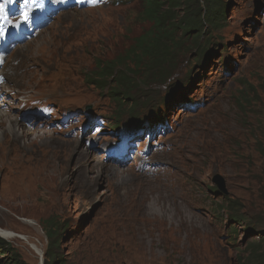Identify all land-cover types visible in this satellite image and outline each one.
I'll use <instances>...</instances> for the list:
<instances>
[{"label":"rangeland","instance_id":"obj_1","mask_svg":"<svg viewBox=\"0 0 264 264\" xmlns=\"http://www.w3.org/2000/svg\"><path fill=\"white\" fill-rule=\"evenodd\" d=\"M136 11L118 4L68 9L11 51L4 66L6 105L0 101V107L20 122L16 132L22 126L25 134L0 151V229L9 233H0V238L15 250L20 264H42L47 249L43 224L54 219L62 232L60 264H240L246 258L264 264V249L257 253L251 249L258 237L236 220L238 216L231 221L238 242L228 244V224L218 221L226 206L220 195L209 191L217 188L246 223L264 233V203L256 207L254 189L259 174L253 171L254 166L264 167L260 153L264 144L260 138L253 139L256 131L248 129L245 112L252 101L248 99L242 112L236 105L242 91L253 100H264V0H226L225 22L202 33L210 42L205 44L210 52L203 54L208 57L205 68L197 62L196 50L182 49L170 61L179 65L170 80L135 91L132 101L126 102L138 101L133 115L147 117L150 110L158 116L163 113L171 126L157 138L159 152L148 143L145 158L156 163L153 167L144 168L138 157L126 164L105 160L99 146L85 144V136L37 126L28 129L38 130L35 134L26 130L22 119L24 111L31 110L28 104L49 98L59 110L111 117L106 111L115 105L106 93L84 85L78 75L93 67L87 54L99 60L101 50L112 54L113 45L128 44L149 28L136 19ZM111 84L116 91L114 81ZM10 89L15 97L5 93ZM179 93L202 105L179 111L173 103ZM168 96V107H160ZM261 112L264 108L256 109ZM126 118L124 111L121 124ZM258 118V133L264 132V114ZM6 147L12 148L11 154ZM80 150L90 152L82 165ZM107 166L123 170L122 175L101 168ZM121 180L128 184L119 185ZM165 181L181 184L191 205H180L156 184ZM129 184L139 191L151 190L143 198L120 200L115 193L127 191ZM158 200L169 210L155 219L162 207ZM212 205H217L216 213ZM141 212L147 221L140 218Z\"/></svg>","mask_w":264,"mask_h":264},{"label":"trees","instance_id":"obj_2","mask_svg":"<svg viewBox=\"0 0 264 264\" xmlns=\"http://www.w3.org/2000/svg\"><path fill=\"white\" fill-rule=\"evenodd\" d=\"M122 4L135 7L137 10L136 19L148 23L149 28L134 37L128 44L113 45L112 54L106 52V50H101L102 54L99 55V60H94L93 54H87V57L93 61V67L90 71H81L84 81L89 86H94L101 92H106L110 101L114 103L113 121L117 125L124 111L130 114L133 111L132 109L138 105V101H134L129 105L126 103L132 101L135 91L147 90L152 83L158 84L165 78L161 82L164 83L171 76L178 62L174 60L170 64V61L175 58L177 52L180 53L182 49L196 50L198 53L197 62H201V68L204 69L208 57L203 56V54L210 52L205 44L210 42L204 39L202 33L208 27L219 29L220 23H224L226 19V0H122ZM195 31L197 32L193 34ZM104 48L107 49V47ZM120 48L123 49L119 50ZM221 49L225 53L223 46L220 47ZM108 54L111 55V58H107ZM160 70L163 71L158 74ZM111 81H114L116 91L110 88L112 86ZM118 94L122 96V99L119 98ZM251 97L248 93L240 92V96L236 98V105L241 111L242 106L248 102V99L252 101V108L249 112H245L248 119V129L253 132L256 131L252 136L253 139L260 138L264 144V132L258 133V126L260 125L258 115L264 113H256V109L264 108V100L260 98L253 100ZM142 99L146 100L147 97L144 96ZM178 102H192V100H180ZM143 117L144 115L136 117L137 121H131L130 124L140 126ZM160 119L163 121L162 118ZM260 153L264 158V149L260 150ZM253 171L259 174L254 187L258 198L256 207H258L261 203H264V167L254 166ZM209 191L220 195L222 204L226 206V214L223 213L218 220H225L228 224L229 230L226 229L228 243L234 246L238 242H235L233 236L236 229L231 226V221L236 219L233 217L238 216L236 220L241 225L244 224L249 233L258 237L251 243L252 251L257 253L259 249H264V245H260L261 242H264V233L250 223H246L245 216L240 214V210L233 207L234 203L222 196L217 188H211ZM211 208L213 212H217V205H212ZM54 223V219H47L43 224V230L47 238V249L42 264L61 263L58 252L62 232L59 225ZM250 255L253 254L250 253ZM249 260L250 258L240 260V264H253ZM0 264H20L15 250L2 238H0Z\"/></svg>","mask_w":264,"mask_h":264},{"label":"bare ground","instance_id":"obj_3","mask_svg":"<svg viewBox=\"0 0 264 264\" xmlns=\"http://www.w3.org/2000/svg\"><path fill=\"white\" fill-rule=\"evenodd\" d=\"M10 107H12V106H10ZM8 114L9 113L4 112V110L0 107V141L1 140H2V142L5 141L4 145L1 144L0 151L3 150L4 146H6L7 144H9L12 141H15V138L19 137L22 134H25L22 126H21V130L19 129V132H16L15 127L18 126V125L20 126V122L16 121L12 117V115H8ZM26 130L27 131H32V130H28V129H26ZM37 131L38 130H34V131L30 132V134H35V132H37ZM190 137L193 138V134H191ZM149 138L151 139L153 137L150 136ZM6 149H7L9 154L12 153V148L9 149L8 147H6ZM89 154H90V152L88 150H80L79 151V155L81 157L80 165H82V164H84V163H86L88 161ZM101 168L103 170L105 169V171H107V172H109L111 174H115V175H120V174L122 175L121 172L123 171V170H120V169H118V168H116L114 166H107V167H101ZM89 172H92V171H89ZM172 174L173 175H177V172L174 171V172H172ZM125 179H128V178H125ZM124 184H128V183L126 181H124V180H121L119 185H124ZM130 184H129V188H128L127 191L119 190V191H117L115 193V195L120 200L129 201L130 199H133V198H136V197L143 198V197H146V195L149 193V190H151V189H146V190L142 189L141 191H139V190H136L135 187H133ZM156 184L159 185L160 187H162L166 192L171 194L178 201V202L177 201L176 202L179 203L180 205L181 204L191 205L190 202H188V200L184 196L183 187L177 181H165V182H159V183H156ZM157 197H159V196H157ZM161 204H162L161 212L159 213V215L154 217L155 219L159 218L163 213H165L167 210H169V207L167 205H165L164 203H161ZM139 216L144 221H147L146 219L143 218V217H145L143 212H141L139 214ZM0 233L4 234V235H9L8 232H5V231H3L1 229H0ZM171 246H174V241L170 243V247Z\"/></svg>","mask_w":264,"mask_h":264},{"label":"water","instance_id":"obj_4","mask_svg":"<svg viewBox=\"0 0 264 264\" xmlns=\"http://www.w3.org/2000/svg\"><path fill=\"white\" fill-rule=\"evenodd\" d=\"M218 187H219L222 191H224V183L220 182V183L218 184Z\"/></svg>","mask_w":264,"mask_h":264},{"label":"snow or ice","instance_id":"obj_5","mask_svg":"<svg viewBox=\"0 0 264 264\" xmlns=\"http://www.w3.org/2000/svg\"><path fill=\"white\" fill-rule=\"evenodd\" d=\"M3 11V9H2V7H0V12H2Z\"/></svg>","mask_w":264,"mask_h":264},{"label":"clouds","instance_id":"obj_6","mask_svg":"<svg viewBox=\"0 0 264 264\" xmlns=\"http://www.w3.org/2000/svg\"><path fill=\"white\" fill-rule=\"evenodd\" d=\"M223 225V224H222Z\"/></svg>","mask_w":264,"mask_h":264}]
</instances>
